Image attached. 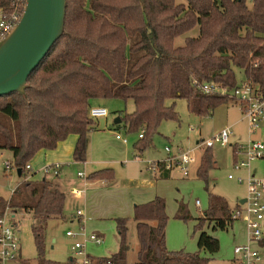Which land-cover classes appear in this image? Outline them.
Instances as JSON below:
<instances>
[{"label":"trees","instance_id":"1","mask_svg":"<svg viewBox=\"0 0 264 264\" xmlns=\"http://www.w3.org/2000/svg\"><path fill=\"white\" fill-rule=\"evenodd\" d=\"M85 1L67 0L65 32L28 77L26 97L19 92L0 96V149L12 152L9 164L23 177L8 203L0 201V217L7 207L24 208L39 221L32 225L38 264H71L70 258L60 262L47 257L46 251L47 221L64 216L66 192L57 178L35 179L37 172L28 177L26 165L39 151L55 149L71 134L77 135L73 159L85 161L88 134L96 124L90 116L93 104L112 98L133 101V110L121 114L116 127L143 132L134 143L137 154L152 143L162 120L178 118L177 99H185L190 113L199 117L236 101L202 88L216 83L233 90L239 85L235 69L264 96V0L251 4L248 0H91L93 10ZM25 2L0 0V14L6 19L21 15ZM194 29L195 35L187 34ZM184 34V43L176 45V38ZM129 37H134L133 43ZM127 52L137 54L129 79L124 67ZM157 163L159 177H169L165 163ZM213 167L208 147L197 175L207 181ZM111 177L110 168L87 175V179ZM233 211L224 196L212 192L203 216L193 217L179 203L177 218L197 220L198 250H171L166 242L165 198L157 195L135 204L139 248L132 264H209L220 241L205 226L228 229L235 221ZM115 220L119 248L110 256L97 257L98 264H128V217Z\"/></svg>","mask_w":264,"mask_h":264},{"label":"rangeland","instance_id":"2","mask_svg":"<svg viewBox=\"0 0 264 264\" xmlns=\"http://www.w3.org/2000/svg\"><path fill=\"white\" fill-rule=\"evenodd\" d=\"M85 3L88 8L94 9L91 0H86ZM248 3L251 4L252 0H248ZM195 33L194 29L187 34L195 35ZM185 36L186 34L178 36L175 40L176 45H182ZM133 40L134 37H129V43H133ZM136 56L135 53L127 52L124 60L126 79H129L128 72ZM235 70L239 85L248 80L242 71ZM97 105L106 107L109 115L95 118L96 124L88 134L85 161L80 162L73 159L69 163L62 162L58 177L52 172L44 174L39 170L40 167L36 168L37 166L30 171V175L37 172L36 178L44 175L50 179L57 178L56 182L66 192L64 216L47 221V257L66 262L72 256L73 240L66 235V231L79 229L82 223L70 222V219L78 209H82L87 215L86 232L95 231L103 238L100 244L87 243L86 249L94 257L110 256L118 250L115 218L128 217L130 250L127 260L128 264H132L136 260L139 248L136 222L133 220V205L146 202L155 195H161L166 201L168 247L173 250H198V232L195 231L197 220L177 218L178 204L183 203L195 218L203 216L209 204V193L212 192L224 196L232 209L237 208L240 200L247 196L246 181L239 182L237 177H246L248 174V168H236L231 145L215 143L211 147L215 167L209 171L207 181L199 177L197 170L201 156L208 148H205L201 142L212 138L226 128L233 131L231 142L247 143L250 138L264 142V127L257 133L252 132L244 112L236 101L222 104L210 115L199 117L190 113L185 99L179 98L174 106L179 114L178 118L162 120L157 132L153 135L152 143L142 153L136 154L134 143L139 138L141 130L127 132L122 126L116 127L117 123H115L118 116L133 110V101L112 98L93 104V106ZM116 135H120L122 140L116 139ZM125 138L128 143L123 142ZM166 147L171 148L172 152L167 153ZM187 151H193L197 156V161L189 165L188 175L183 174L181 166L176 162L171 168L170 176L166 179H160L158 171L151 167L156 161L166 160L173 154V157L180 156ZM11 161L12 152L0 149V201H3L5 205L23 179L16 169L11 166L7 167ZM250 165L259 177L264 175V157H256ZM103 168L111 169L110 180L113 184L107 179H100V181L87 179L86 182L77 175L79 171L89 175ZM230 174L234 178H229ZM79 188L85 189V192L77 193ZM197 200L200 205H196ZM6 218L9 224H14L16 235L20 240L22 258L9 260L5 264H38L32 225L39 221L24 208H17V210L10 208ZM205 229L220 241V249L212 255L209 264H228L229 259L235 255V246L245 244L247 240L246 223L242 218L235 220L226 230H214L212 226L207 225ZM252 247L257 249L260 255V260L256 264H264V244L255 241Z\"/></svg>","mask_w":264,"mask_h":264},{"label":"built area","instance_id":"3","mask_svg":"<svg viewBox=\"0 0 264 264\" xmlns=\"http://www.w3.org/2000/svg\"><path fill=\"white\" fill-rule=\"evenodd\" d=\"M20 16V14L15 13L11 19H6L0 14V39L19 20ZM202 88L205 93L228 94L229 97H233L244 112L252 132L257 133L264 127V96L254 89L248 80L230 91L227 87L216 83H205ZM108 115L109 111L104 106L97 105L90 108V116L94 118L107 117ZM142 135L143 132L140 133V136ZM232 135V130L222 129L212 138L203 140L201 144L205 148L212 147L215 143L231 145L235 151L234 164L236 168H248L246 177H237L239 182L246 181L247 183L245 202L238 203V207L234 208L232 215L234 220L242 218L245 221L247 240L245 244L236 245L234 253L237 255L238 264H256L260 260V255L258 250L252 247V243L261 242L264 238V175L259 177L250 164L256 157H264V142L253 138H250L247 143L231 142ZM117 138H121V136L117 135ZM124 141L127 139L125 138ZM166 152H172L171 148L166 147ZM173 155L166 160H161L165 163V167L171 169L176 162L181 166L183 174L188 175L189 165L197 161L196 154L193 151H187L180 156L173 157ZM7 167L10 168L9 163ZM151 167L157 170V161ZM26 170L29 172L33 170L30 163L26 165ZM41 171L44 174L52 172L54 176H57L60 173V163L48 164ZM77 175L87 182L85 172L79 171ZM30 176L29 174L28 177ZM229 178H234V176L230 174ZM76 192L81 194L85 192V189L79 188ZM196 205H200L198 200ZM9 209L7 207L0 217V264H5L9 260H17L20 257V240L16 235L14 225L9 224L6 218ZM75 216L82 224L78 230L68 229L66 231V235L73 240L71 264H98L97 257L91 256L86 246L89 242L100 244L103 238L95 231L86 232V211L78 209Z\"/></svg>","mask_w":264,"mask_h":264},{"label":"water","instance_id":"4","mask_svg":"<svg viewBox=\"0 0 264 264\" xmlns=\"http://www.w3.org/2000/svg\"><path fill=\"white\" fill-rule=\"evenodd\" d=\"M66 14L67 0H26L19 20L0 39V96L26 97L28 77L65 32Z\"/></svg>","mask_w":264,"mask_h":264},{"label":"crops","instance_id":"5","mask_svg":"<svg viewBox=\"0 0 264 264\" xmlns=\"http://www.w3.org/2000/svg\"><path fill=\"white\" fill-rule=\"evenodd\" d=\"M116 139L122 140V137L121 138H117V135H116ZM76 140H77V135L71 134V135L68 136V138L66 140L61 141L55 149H53V150H41V151H39L34 156V158L31 161L32 167L34 168V166H37L36 168L40 167L39 170H42L44 166H46L48 164H52V163L58 162V163H60V168H61L62 162H66V163L72 162L73 161V150H74V146H75ZM123 142L124 143H128L127 141H124V140H123ZM234 142H236V141H234ZM49 155L51 157H49ZM170 174H171V169H170L169 176H170ZM35 175H37V174H35ZM36 177L37 176H35L34 178L35 179H38ZM159 178L160 179H164V178H161V177H159ZM96 180H99L100 181V179H96ZM109 180L110 179H107L108 182H111L113 184V182L111 180L110 181ZM155 196H157V195H155ZM149 200H151V199H149ZM135 204H137V203H135ZM76 221L80 222V220L73 214L71 216L70 222H76ZM166 232H167V229H166ZM245 235H246V239H247V229H246V234ZM166 242H167V238H166ZM171 250H173V249H171ZM21 258H22V256H21V250H20V257L18 259H21ZM227 263L228 264H238V262H237V255L236 254L233 255V257L231 259H229V262H227Z\"/></svg>","mask_w":264,"mask_h":264}]
</instances>
